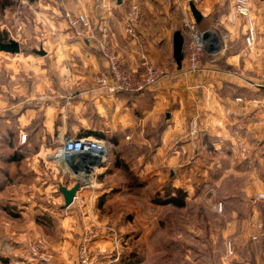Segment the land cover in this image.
Wrapping results in <instances>:
<instances>
[{
	"label": "crops",
	"instance_id": "obj_1",
	"mask_svg": "<svg viewBox=\"0 0 264 264\" xmlns=\"http://www.w3.org/2000/svg\"><path fill=\"white\" fill-rule=\"evenodd\" d=\"M36 1L45 8L40 9L41 15L49 13L53 17V33L50 31L49 36H56L57 40H48L52 48L47 56L54 62L53 67L63 65L50 71L52 84L48 83V94L52 101L47 108L44 109L43 102L33 101L34 91L9 102L0 99V111L11 114L0 113V126L5 124L13 133L26 134L30 145L39 143L35 151L25 147L24 157L14 161L10 160L13 151L7 142L13 137L0 136V149L5 151L4 158L0 155V168L12 176V181L0 190V264H47L40 257L43 252L54 253L62 264H78L76 246L82 235L91 229L96 233L105 232L102 226L113 218L106 205L109 199L103 197L97 201L94 195L82 199L88 190L81 189V185L74 202L65 206L60 185L71 188L67 184L71 169L63 161L51 158L55 148H45L48 143H61L65 137L93 136L118 142L113 144L116 148L128 146L133 150L135 144L151 146L153 136L145 133V128L155 125L164 112L170 113V118H166L167 127L154 152H138L132 159L136 161L132 170L143 176L144 197L145 191L150 193L153 187L152 178L162 179L166 172H170L175 187L184 188L188 193L206 185L203 193L217 194L224 175L239 177L262 168L259 158L264 157V52L247 58L242 55L243 48L231 49L235 29L242 23L233 27L225 24V27L218 22L221 32H231V41L207 54L199 71L187 72L180 71L173 58V33L177 30L173 17L182 0L166 5L138 0L143 15L134 35L126 32L124 23L126 10L134 0ZM216 2L211 0L208 4V17L219 9ZM66 10L85 13L91 19L92 28L84 38L69 28L66 19H61ZM104 25L109 27V44L125 69L141 70L143 60L148 59L168 67L174 77L141 93L115 96L101 93L94 77L105 70L106 63L98 56L97 49L94 50V36L101 35ZM260 28L264 36V26ZM8 85L1 83L0 96L6 95ZM26 99L31 102L24 104ZM43 110L45 118L42 128L38 129L37 113ZM196 115L201 118L204 131L198 139L191 140L189 122ZM96 133L103 136H94ZM249 138L261 146L253 147L257 142ZM27 140L20 141L19 146ZM114 167L119 169L117 162ZM101 169L97 171L105 172L104 167ZM215 172L223 175L215 176ZM97 183L92 182L90 186ZM124 186L123 190L133 189L129 182ZM134 195H127L130 204ZM148 203L151 205V201ZM65 209L68 214L64 213ZM108 237L111 242L115 241L112 234ZM99 241L94 242L97 249L101 246ZM97 263L115 262L101 259Z\"/></svg>",
	"mask_w": 264,
	"mask_h": 264
},
{
	"label": "rangeland",
	"instance_id": "obj_2",
	"mask_svg": "<svg viewBox=\"0 0 264 264\" xmlns=\"http://www.w3.org/2000/svg\"><path fill=\"white\" fill-rule=\"evenodd\" d=\"M150 1L166 5L170 1L173 3L174 0ZM182 1V5L180 7L178 5V11L174 14L175 18L173 17V20L176 21L177 30H181L184 35V20L191 11V0ZM210 1H208V4ZM216 3L215 5L219 9L215 12L212 11L211 16L208 17L209 7L205 12V14H208L204 15V20L199 26L202 30L210 29L213 31V42L210 45L212 52L222 45L221 39L224 33L218 27L220 20L225 19L232 9V0H217ZM251 3L255 7L264 5L261 0H251ZM173 6L175 7L174 4ZM41 8L43 7L39 6L36 0H0V41L7 42L14 39L21 44V51L17 54L0 50V85L1 83L9 84L7 88L9 90H7L5 96H0V99L9 102L13 98H25V95L34 91L33 94L36 98L33 101L36 104L43 102L42 106L45 109L48 107V102L52 101L49 99L50 94H48V83L51 82L52 84L50 71L57 69L58 65L61 68L63 63L56 64V67H53L54 62L51 58H48L47 55L41 56L33 51L44 47L48 52L52 48L48 40L57 38L53 35L49 36L50 31H53L51 28L52 14L44 13L41 15L39 12ZM61 19H66L65 13L64 16H61ZM220 26H225V24ZM245 32L246 28L243 24L236 27V36H233L231 42L232 50L244 48ZM60 46L58 47L61 49ZM96 49L97 47L94 48V50ZM96 52L105 61L104 56L98 49ZM24 92L26 93L24 94ZM27 102L29 104L31 101L26 99L23 103ZM1 112L6 116H11L8 111L1 110ZM44 118V110L39 111L37 122H35L38 129L42 128ZM158 118L155 125L151 128H145V133H151L153 136V141L149 146L152 147L150 150L152 153L161 140L162 134L159 133V126L165 122L166 115L163 112ZM14 130L15 126H13ZM22 134L21 132L16 133V131L13 133L6 128L5 124L0 126V136L13 137L10 138L11 141L7 140L10 150L22 149L21 147L29 149L31 147L35 151L39 148V143L30 145L28 140L23 146H19ZM94 136L97 135L94 134ZM249 139L253 141V138ZM105 140L107 146L106 159L103 162L101 161L97 168H89L88 171L81 173L76 160L74 161L76 169H73L69 162L63 161L65 167L71 169L70 177L67 178L68 186L73 187L79 183L81 189L88 190L87 194L82 195L80 198L89 199L94 195L97 201H100L103 197H106V200L109 199V201H106V205L107 208L109 207L108 213L113 215V218L107 220L102 226L106 231L103 233L98 232L97 237L92 240V248L96 250L97 244L95 245L94 242L100 240V249L104 251L103 254H98L99 252L93 250L92 255L95 257V264H98L97 262L101 259L117 262V252L119 254L126 253L129 257L136 253L134 260H137V263L135 264H221V256L226 250L227 239L234 241L240 261L246 262V264L264 263V226L262 240L254 242L251 239L252 219L259 216L263 221L264 201L255 203V197L258 193L264 192V157L259 158V162L262 163L261 169H253V171L239 177L224 175L225 179L217 194L214 191L203 193V190L202 193L200 192L197 195L196 191L194 193L189 192L190 194L186 191L188 194L187 205L183 208H176L173 205L160 204L165 195L166 184L169 182L173 184V177H171L170 172L163 175V180L152 178L154 179L152 181L153 187L150 193L148 190L145 191L144 197L142 187L132 186L131 184L137 183V181L142 182L143 176H139L136 171L131 170L132 175L122 168H115L114 163H116L118 152L121 154L122 147L116 148L111 141ZM253 142H257V140ZM61 143H48L44 147L47 148L46 146H48L49 150H52L51 148H56ZM140 145L135 144V147L132 146L133 150H141ZM257 146H261V144L257 142L256 146L253 147ZM3 152L5 151L1 148L0 155H2V158L5 157ZM135 162L130 159V166H133ZM101 167H104L105 172H98L102 170ZM129 175L136 177L137 180L133 177L130 178ZM222 175L215 172V176ZM92 182H98L99 185L90 186ZM127 182L130 183V187L133 189L123 190ZM87 185L89 186L87 187ZM103 191L104 194L102 195ZM128 193L136 194L131 204L129 197H127ZM56 194H59L58 190ZM195 196L199 198L195 199ZM226 200H228V203H226ZM150 201L151 205L148 203ZM221 201L223 202V210L219 211L218 204ZM64 213L68 214L67 209L64 210ZM112 232L118 234L117 242H111L108 237V234H112ZM83 235L79 239V244L83 239ZM79 244L76 246L77 249Z\"/></svg>",
	"mask_w": 264,
	"mask_h": 264
},
{
	"label": "built area",
	"instance_id": "obj_3",
	"mask_svg": "<svg viewBox=\"0 0 264 264\" xmlns=\"http://www.w3.org/2000/svg\"><path fill=\"white\" fill-rule=\"evenodd\" d=\"M163 1V0H157ZM209 0H191L197 8L205 14L208 9ZM141 5L138 0L130 3L126 10L124 23L127 33L134 35V29L142 18ZM65 18L70 29L80 37L84 38L92 28L91 19L87 14L79 11L66 10ZM242 23L246 28L245 47L242 50L243 57L257 56L264 52V36H261L260 27L264 26V5L255 7L251 0H232V9L227 18L220 20V25L228 24L236 26ZM184 61L180 71L196 72L201 69V65L207 54L214 53L210 49L213 42L212 30L200 29L199 23L194 20L190 11L188 17L184 20ZM100 36H94L96 47L105 58V70L95 75L94 81L101 93L118 95L119 93H133L148 90L163 80L174 77V73L164 65H157L148 59H144L141 64V70L129 71L122 66L121 59L115 50L109 44V27L104 25ZM230 31L222 34V44L227 45L231 40ZM237 100L242 101V98ZM204 131L203 124L199 115L190 119L188 137L191 140L198 139ZM27 139L26 134L21 135V142ZM107 146L104 140L96 137H65L62 143L55 148L51 158L56 161H67L72 168L76 167L74 161L79 156L88 159L89 168H97L98 165L106 159ZM192 162V161H191ZM264 201V192L258 193L255 197V203ZM219 211L223 210V202L218 204ZM263 221L256 216L252 219L253 231L251 239L254 242L262 240ZM113 230V228H111ZM96 232L88 230L84 233L83 239L77 249L78 264H95V257L92 255V240L97 237ZM117 242L118 234L113 233ZM98 254H103V249H96ZM117 260L119 252H117ZM40 257L47 264H62L57 261L54 253L43 252ZM97 260V258H96ZM221 264H246L240 261L237 248L232 239L226 240V250L221 256ZM264 264V263H262Z\"/></svg>",
	"mask_w": 264,
	"mask_h": 264
},
{
	"label": "trees",
	"instance_id": "obj_4",
	"mask_svg": "<svg viewBox=\"0 0 264 264\" xmlns=\"http://www.w3.org/2000/svg\"><path fill=\"white\" fill-rule=\"evenodd\" d=\"M135 93H141V92L119 93V94H135ZM166 118H167V115H166ZM166 127H167V121L165 119V122L159 126V133L162 134ZM96 135L100 136V137L103 136L100 133H96ZM104 136H106V135H104ZM112 143L114 145L118 144V142H116V141H113ZM21 148L22 149H17V148L14 149V151L10 155L11 156L10 160L18 161V160H20L21 157L22 158L24 157V153L22 151H24L25 148L24 149H23V147H21ZM151 149H152V147L150 148L149 146H143L141 150L135 152L132 150L131 147L122 146L121 154L119 152L117 154V159H116L117 166L119 168L124 169L127 173L132 174V171H134V170H132V166H130V159L132 160L133 156L142 150L149 152ZM120 158H122V159H120ZM132 175H129L130 178L133 177L135 180H137V178L132 176ZM263 177H264V175H263ZM8 181H12L11 174L5 168H0V190L5 186V184ZM131 184H132V186L133 185H137L138 187L143 186V182H141V181H139V182L137 181V183H134V184L131 183ZM197 188H198L197 189V195H198L200 192L202 193V191L205 190L207 187H206V185H203V186H198ZM187 197H188V194H187L186 190H184L183 188H177L171 182H169L168 184H166L165 195L163 197V201L161 203L159 201V203L160 204L173 205L176 208H183L187 205ZM226 203H228V200H226ZM226 208H227V205H226ZM5 209L9 210L10 208L6 207ZM262 219L264 221V212L262 213ZM134 255L133 256L131 255L129 257L126 253H121L118 261L115 262L114 264H135V263H137V260H134Z\"/></svg>",
	"mask_w": 264,
	"mask_h": 264
},
{
	"label": "water",
	"instance_id": "obj_5",
	"mask_svg": "<svg viewBox=\"0 0 264 264\" xmlns=\"http://www.w3.org/2000/svg\"><path fill=\"white\" fill-rule=\"evenodd\" d=\"M190 8H191L195 21L197 23H200L203 19L202 12L197 8V6L193 2H191ZM184 43H185V38H184L182 31L176 30L173 33V58L179 69L183 67ZM0 50L9 52L12 54H17V53H20L21 51V44L17 40H14V39H11L7 42L0 41ZM33 51L34 53L39 54L41 56L47 55V51L43 47H40L39 49H34ZM167 118H170V113L167 114ZM76 162L79 165V170L81 173H84L89 170L88 159L86 157L79 156L76 158ZM73 169H76V168H73ZM79 188H80L79 183L74 185L71 188H68L67 186L62 185V184L60 185V191L62 192L64 196L66 207H68L74 202L75 196Z\"/></svg>",
	"mask_w": 264,
	"mask_h": 264
}]
</instances>
